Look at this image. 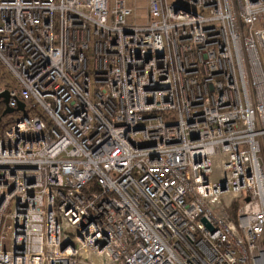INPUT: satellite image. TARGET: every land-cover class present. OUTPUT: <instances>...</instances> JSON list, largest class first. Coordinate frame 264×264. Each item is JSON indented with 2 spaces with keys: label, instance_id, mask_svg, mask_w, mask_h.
<instances>
[{
  "label": "built area",
  "instance_id": "built-area-1",
  "mask_svg": "<svg viewBox=\"0 0 264 264\" xmlns=\"http://www.w3.org/2000/svg\"><path fill=\"white\" fill-rule=\"evenodd\" d=\"M147 8L0 0V264H264V0Z\"/></svg>",
  "mask_w": 264,
  "mask_h": 264
},
{
  "label": "rangeland",
  "instance_id": "rangeland-1",
  "mask_svg": "<svg viewBox=\"0 0 264 264\" xmlns=\"http://www.w3.org/2000/svg\"><path fill=\"white\" fill-rule=\"evenodd\" d=\"M115 0H110V7L113 8ZM127 4L133 8L132 14L127 16L128 23H145L148 21V0H127ZM10 115H6L4 118L9 119ZM4 122V120H3ZM6 122V121H5ZM2 124H0V135H2ZM9 210H13V205L9 207Z\"/></svg>",
  "mask_w": 264,
  "mask_h": 264
},
{
  "label": "water",
  "instance_id": "water-1",
  "mask_svg": "<svg viewBox=\"0 0 264 264\" xmlns=\"http://www.w3.org/2000/svg\"><path fill=\"white\" fill-rule=\"evenodd\" d=\"M4 102L7 106L6 108L3 110V114L8 113V112H12L13 108L8 106V101H9V94L7 91L0 93V102ZM23 103L19 102V108H23ZM248 199V198H247ZM204 221H206L205 219H203Z\"/></svg>",
  "mask_w": 264,
  "mask_h": 264
},
{
  "label": "trees",
  "instance_id": "trees-1",
  "mask_svg": "<svg viewBox=\"0 0 264 264\" xmlns=\"http://www.w3.org/2000/svg\"><path fill=\"white\" fill-rule=\"evenodd\" d=\"M236 208H237V202H235V203L233 204V207H232V209H231V212H232V213H235Z\"/></svg>",
  "mask_w": 264,
  "mask_h": 264
},
{
  "label": "flooded vegetation",
  "instance_id": "flooded-vegetation-1",
  "mask_svg": "<svg viewBox=\"0 0 264 264\" xmlns=\"http://www.w3.org/2000/svg\"><path fill=\"white\" fill-rule=\"evenodd\" d=\"M2 106H6V104H5V103H4V104L1 103V104H0V108H1Z\"/></svg>",
  "mask_w": 264,
  "mask_h": 264
}]
</instances>
